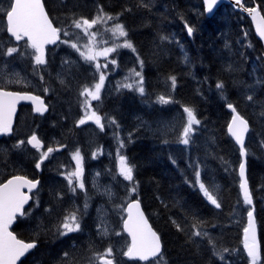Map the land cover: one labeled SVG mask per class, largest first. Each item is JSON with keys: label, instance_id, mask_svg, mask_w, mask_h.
Returning <instances> with one entry per match:
<instances>
[{"label": "trees", "instance_id": "1", "mask_svg": "<svg viewBox=\"0 0 264 264\" xmlns=\"http://www.w3.org/2000/svg\"><path fill=\"white\" fill-rule=\"evenodd\" d=\"M43 1L51 20L62 30L61 42L48 48L46 63L34 65L33 71L43 76L36 79L48 83L51 93L44 97L49 112L39 116L30 106L20 108L13 135L0 140V184L14 175L39 178L40 186L30 207L41 195L42 202L51 205L54 214L61 217L60 222L76 212L80 231L70 234L84 242L89 232L82 227V217L93 211L94 201L89 199L94 191L73 185L76 187L73 192L64 175L65 166L72 162V153L79 150L87 168L94 164L89 169L97 165L104 169L105 181L110 176L106 170L112 171L111 183L120 199V231L121 218L125 216L121 206L131 200L141 202L163 247L162 255L146 264H251V258L244 252L249 211L254 213L258 230L260 261L257 264H264V47L255 36L249 17L231 6H223L209 18L202 0ZM242 2L247 7H259L264 15V0ZM0 3V17L6 21L5 12L10 10L12 0H0ZM109 15L124 26L126 39L133 47L115 51L119 70L114 79L118 77L122 87L117 88L114 82L115 88L107 96L93 102L105 130L98 131L96 138L91 134L86 137L83 126L76 125L81 114V91L70 95L68 84L63 85L57 77L61 71L63 33L74 29L75 20L91 21ZM187 27L193 29L191 35ZM3 34L7 36L6 29ZM20 43L31 49L25 39ZM84 70L82 65L75 69L74 78L83 79ZM133 70L143 77V94L137 87H124V82L129 80L122 79ZM172 76L176 78L174 88ZM217 83L223 87L217 88ZM159 96L169 102H160ZM229 104L250 126L245 149L251 204L244 202L240 188V149L228 134L232 117ZM174 106L192 108L200 121L188 144L182 143L183 126L161 136L151 134L138 123V118L154 119L160 113L169 114ZM27 112L25 123L29 130L25 131L22 116ZM32 134L44 141L42 150L56 147L53 156L41 163V173L35 168L38 156H32L38 151L27 143ZM106 146L107 150L111 148L110 157L102 154ZM118 149L133 167V182L121 179ZM133 183L135 193L130 191ZM201 183L216 198L219 208L204 195ZM86 203L90 204L85 207ZM28 210L18 218L13 230L22 240L38 242V247L23 264H36L35 257L42 247L45 251L50 248V255L54 256L39 253V264H64L63 250L71 249L73 244L76 249L82 247L79 240L66 245L58 224L57 232L48 234L44 240L34 237L35 232L25 226ZM197 231L207 235L195 236ZM105 243L109 246L107 240ZM226 253L228 256L221 257ZM128 263L142 264L129 260Z\"/></svg>", "mask_w": 264, "mask_h": 264}, {"label": "snow or ice", "instance_id": "2", "mask_svg": "<svg viewBox=\"0 0 264 264\" xmlns=\"http://www.w3.org/2000/svg\"><path fill=\"white\" fill-rule=\"evenodd\" d=\"M204 3L207 5V10L211 11L213 5L217 3V0H204ZM237 4L241 3V0H236ZM246 11L249 13H256L257 9L247 8ZM6 15V31L10 34L11 37H14L16 41L24 40L26 38L28 46L33 49V56L37 65L44 64V46L46 44L55 43L60 38L61 29L53 27L52 22L49 20L47 13L44 11V6L41 3V0H14V3L10 4V10L5 12ZM108 19H112L109 15ZM100 18L92 19L91 21L86 18H81V20L73 21L74 26L77 29H83L85 35H88L87 29L92 28L98 23ZM118 19V18H117ZM189 35L192 34L193 29L187 27ZM257 31L262 39H264V18H261ZM115 32H118L120 37H126L127 32L124 29V26L120 23L115 25ZM115 32L113 34H115ZM65 36H68L69 33L64 31ZM96 34L93 33V36ZM67 43V41H62ZM123 47L132 48V44L129 41H125L122 45ZM71 47L77 48L75 43L71 44ZM115 48H105L103 52H96L93 54L89 51L87 54L85 52H80L81 56L85 58L86 61L95 60L96 56L107 55L108 53L114 51ZM134 50V49H133ZM16 47L7 48V55L11 56L13 53L17 52ZM77 51L79 49L77 48ZM115 63L113 59L111 61ZM142 65V62H141ZM107 65L105 64V67ZM97 69L100 68V65H96ZM134 75L140 77L138 91L143 94L144 87L143 77L139 71L133 70ZM43 79V77H41ZM172 82V87H175L176 78L175 76L170 77ZM105 76L100 74L99 83L95 84V91L90 90L88 87H85L81 92V96H84L85 99L84 107L85 111L91 107L90 101L100 100V91L101 87L104 84ZM19 82V81H17ZM12 83V81H9ZM217 88H222V83H217ZM124 87L132 88L133 84H125ZM47 91V89H45ZM20 99H32L37 101L36 111L41 112L44 109L42 108L43 102L38 96H24L15 91L5 90L2 85H0V134L8 133L11 131V117L15 111V105ZM251 99V97H249ZM158 100L163 103H168L169 100L164 96H159ZM228 107L235 113L232 117V123L228 125V132L234 137L237 144L240 145V154L241 156L246 155V150L244 147V134L248 131V123L243 119L238 113L233 105L229 104ZM183 111L187 113V124L183 128V137L182 143L188 144L189 133L193 130L192 126L194 124H199L200 121L196 118L194 110L189 107H184ZM86 119H92L94 122L103 130V124L101 123V116L97 115L95 111L91 112L90 116H86ZM80 124L85 123V119L79 121ZM114 123V121H113ZM20 143H24L21 141ZM31 144L33 148H36L37 151L43 147L41 141L37 138L36 135H32L31 138L27 141ZM123 146V145H121ZM52 147H48L46 152H41L40 160L36 163V168H40L43 160L47 158L48 154L53 152ZM73 159L76 161V170L69 173L67 179L70 186L73 185L72 177H76L80 180L82 176V167H81V155L79 150H77ZM241 184L240 188L243 192L244 202L246 204H251V196L248 191L247 181L244 179L245 176V165L241 163L239 166ZM119 174L123 177L124 180L133 182V167L130 166L126 160V157L123 155L119 156ZM199 176V173H197ZM37 182L29 180L28 178L20 175L13 176L6 183L0 184V264H17V261L25 255V253L34 248L36 245L34 242H24L16 238L9 231V226L15 220L17 214L25 215L24 205L29 200V196L23 191L24 188H27L29 192L36 186ZM78 187L83 189L84 183L80 180ZM201 190L204 192V195L207 199L214 204L217 208L220 207L217 203L216 198L205 188L203 183L200 184ZM72 191H76V187H72ZM131 193L136 192L135 183L132 184L130 189ZM106 195L111 196L110 190H106ZM87 207V203L85 204ZM124 211L127 212V217H122L123 222V231L128 234L131 238V243L127 247V251L124 252L125 256L129 258H139L140 260H147L149 257H157L161 253V243L159 235L152 230L149 226L147 219L144 216V213L140 210V203L138 200L128 202L126 205L121 206ZM248 215V227L244 229V248L247 251L248 256L251 258V264H257V261L260 258L259 247L256 243L255 238V225L253 220V213L249 211ZM60 227L64 229L60 234L67 235L70 232L80 231V223L77 218L76 212L70 213L66 216L60 224ZM100 231V229H98ZM108 228L105 226L101 231V235L108 234ZM116 235H120V232H116ZM195 236L207 235V233H201L199 231L194 233ZM65 257H68V253L64 254ZM113 249L108 247L103 253H94L93 257L90 258L89 264H93V260L96 264H114L112 258ZM65 264H70L68 260L65 261Z\"/></svg>", "mask_w": 264, "mask_h": 264}, {"label": "rangeland", "instance_id": "3", "mask_svg": "<svg viewBox=\"0 0 264 264\" xmlns=\"http://www.w3.org/2000/svg\"><path fill=\"white\" fill-rule=\"evenodd\" d=\"M0 8H1V3H0ZM99 18L100 19L98 20V23L96 25H94L90 29H87L88 35H85L83 29H77L74 26V29L68 30L69 35L65 36V38H63L62 40V41H67V43L62 42L61 71L58 73L57 77H60L62 79L61 81H63V85L68 84L67 89H69L70 95H73L74 91H79V89L82 92L85 87H88L90 90L95 91V84L99 83V76L101 73L104 74L105 80L103 86L101 87L100 98L102 96L103 97L107 96L109 92L115 88L114 82H116L117 88L122 87L121 83L118 80V77L116 78V80L114 79L116 77V73L119 70V65L117 60L114 58V53L115 51H119L122 49L132 50V48H127L122 46L123 43L128 40L126 39V37H120L118 32H115V25L117 24V22L114 19H108L107 16L105 17L99 16ZM1 20L2 19L0 17V85H2L6 89H16V90L31 89L33 92H38L43 96L49 95L51 92L47 87L48 83L43 82L40 78L36 79V77H43L42 74H38V73L36 75L33 74V71L35 70L34 65H36L33 56V50L26 48V46L24 45L25 43H20L18 45V43L15 42V40L12 37H10L8 34L7 36H4L3 33L6 29L7 23L6 21L3 20L1 21ZM114 32L115 34H113ZM93 33H95L96 35L93 36ZM72 43H75L77 45L79 51H77V48L71 47ZM9 47H16L18 51L13 53L11 56H9L7 55V48ZM113 47L115 48L114 51L108 53L106 56L105 55L96 56L95 60L93 61H86L85 58L80 54V52H85L87 54L89 51L95 54L96 52H103L105 48H113ZM113 59L115 60V63L111 62ZM97 64L100 65L99 69H97L96 67ZM105 64L107 65L106 67ZM81 65L84 66L85 68L84 72L82 73L84 80L79 76L74 78L75 69H78ZM87 75L91 77L92 81L88 79ZM122 80L123 81L129 80L128 83L124 82V85L133 84L132 88L139 87L140 77L135 76L134 72L131 73V75L125 76ZM9 81H12V83H9ZM82 84H84V86H82ZM45 89H47V91H45ZM54 92L57 95V91ZM81 97L82 100L79 105L81 108V114L76 120V125L79 124V121L81 119L86 120V116H90L91 112L95 111L92 104L94 101H97V100L90 101L91 107L88 108L87 111H85V107H84L85 99H90V98H86L84 96ZM183 109L184 107L174 106L169 114L160 113L157 116H155L154 119L147 117L138 118V123L142 125L146 130H148L151 134L165 136V134L168 133V131L170 130L174 131L176 128L180 129L182 126L183 128L184 126H186L187 113H185ZM96 114L99 115L97 112ZM27 118H28V112L22 116V123L24 122L23 126L25 127V131L29 130V125L25 123L27 122ZM101 123L103 124L102 118H101ZM198 125L199 124H194L192 126L193 130L189 133V136L187 137L188 140H190L191 136L195 132ZM183 128L181 130L182 140L184 139ZM104 130H105L104 125H103V130H101V128L97 124H87L83 126V131L86 132L84 133V136L86 137H88V135L91 134L90 136L96 138L98 136L97 132ZM50 140H52V138H50ZM52 148L56 149V147L55 148L52 147ZM109 149L107 150V146H106L104 150H101L102 154H105L107 157H110ZM46 151L40 150L37 153L32 154L33 157L38 156L36 163H38V161L40 160L41 152H46ZM101 151L98 152L99 155H101ZM74 153H72L71 156V160H72L71 164L65 166L64 168L65 169L64 175L66 179L69 173L76 170V161L73 159ZM52 156H53V152L49 153L45 160L49 159ZM117 156L119 158L120 149L117 150ZM91 166H94V164L90 165L89 167ZM81 167L83 171L80 180L83 181L85 187L83 189L78 187L80 180H78L76 177H72L73 185H75L81 190H88L89 187L91 188L92 191H94L93 192L94 196L95 197L98 196V197L95 198L94 196H92L89 199V201L94 200L93 206L91 207L93 208V211L89 212V214L82 217L83 220L82 227L86 229L87 232H89L88 234H85L86 238L83 239L85 241L84 242L80 241L81 239L79 237L71 236L70 233L73 232L64 235L67 242L65 243L66 245H69L70 243L73 244L74 241L79 240V242L82 243V247H78L76 249L77 247L76 244H73L71 246V249L63 250L61 262L65 264V261L68 260L70 264H89L90 258L93 257L94 251L97 252L100 251V253H103L105 249L111 247L113 249V256L110 258L113 259L114 264H133V263H128V259L124 258V252L127 251V247L130 245V242L128 237L123 232V230L120 231L119 229V220L121 217L119 212L120 199L115 185L111 183L113 182L112 176L110 174L112 171H110V169L106 170V173L110 176H108V179H106L105 181L103 178L104 169H102L98 165L95 166V168L93 169H89V167L87 168V165H85L82 157ZM118 171H119V161H118ZM121 179L123 182L126 181L123 179L122 176ZM106 190H110L111 196L105 194ZM105 200H107L108 202L110 201L111 203L108 204V202L107 203L104 202ZM51 207H52L51 205L48 206V204L42 202L41 195L36 197V204H34L32 207H29L26 216L27 219L25 226L29 227V229L35 232L36 235L34 237H36L37 239L44 240V237H47L48 234L52 232L54 233L57 232L56 231L57 224L59 225L60 228L61 217H59V215L57 214H54V211ZM105 226L109 230L108 234L101 235L100 233L103 230V227ZM93 227L95 229L94 232L91 233ZM60 229L64 231L63 228ZM98 229H100V231H98ZM116 232H120L121 234L116 235L115 234ZM127 239L129 243H127ZM106 240L109 242L108 243L109 246L108 245L105 246ZM50 243H53V241H51ZM42 252L47 254L48 256H54V255H50V248L49 250L45 251V247H42L40 252L38 251V255L35 257L36 264L39 263V257H40L39 253L41 255ZM244 252H246L245 248H244ZM65 253H68L67 258L64 255ZM226 256H228V253H226L225 255L223 254V256L221 257L224 258ZM258 262L259 260L257 261V263ZM93 264H96L94 260H93ZM158 264H163V263L159 262Z\"/></svg>", "mask_w": 264, "mask_h": 264}, {"label": "water", "instance_id": "4", "mask_svg": "<svg viewBox=\"0 0 264 264\" xmlns=\"http://www.w3.org/2000/svg\"><path fill=\"white\" fill-rule=\"evenodd\" d=\"M12 3H14V0H12ZM41 3L43 4L44 6V11L47 13L48 15V18L49 20L52 22L53 24V27H56L55 24L53 23V21L51 20L47 10H46V7L44 5V1L41 0ZM202 3L204 5V11H205V14L207 17L209 18H212L213 16H215V14L217 13V11L223 7V6H231L234 10H238L240 11L242 14H244L245 16L249 17V19L251 20V23H252V26H253V30H254V33H255V36L261 41L263 47H264V39L261 38V36L259 35L258 31H257V26L261 20V18H264V15L262 14L261 10L259 9V7H246L242 0H241V3L240 4H237L236 3V0H217V3L215 5H213V8L211 11H208L207 10V5L204 3V0H202ZM247 8H255L257 9L256 13H249L248 11H246ZM7 23V21H6ZM57 28V27H56ZM8 34V33H7ZM10 36V34H8ZM11 37V36H10ZM14 40L15 38L12 37ZM26 39V38H25ZM16 41V40H15ZM61 41V38H59L55 43H50V44H46L44 46V60H45V63H46V60H47V49L48 48H53L55 46H57ZM16 42H19V41H16ZM44 63V64H45ZM44 64H40V65H44ZM5 90H8V91H15V92H18L20 93L21 95H24V96H38L40 98V100L43 102L42 104V108L44 109L43 111L41 112H37L36 111V107H37V104L38 102L37 101H33L32 99H20L17 101L16 105H15V111L14 113L12 114V117H11V131L8 132V133H3V134H0V140L5 138V137H9V136H12L13 135V132H14V129H15V126L17 124V120H18V117H19V114H20V108L22 106H30L33 110V113L36 114V115H39V116H45L48 111H49V106L46 102V99L45 97H43L42 95H39L37 93H34V92H30V91H18V90H12V89H6L4 88ZM234 107V106H233ZM235 108V107H234ZM229 111L232 113V117L235 113L232 112V110L229 108ZM236 113H238V111L236 110ZM239 114V113H238ZM243 119H245L241 114H239ZM232 117H231V120H230V123H232ZM246 120V119H245ZM247 121V120H246ZM88 123H93L95 124L94 120L92 119H87L85 120V123L84 124H88ZM248 123V121H247ZM83 124H79L78 126H82ZM249 130H250V126H249V123H248V131L244 134V147H245V144H246V140H247V136H248V133H249ZM229 136L232 138V140L236 143L234 137L231 136V134L228 132ZM33 135H36L37 138L41 141L43 147H44V142L40 139V137L37 135V134H33ZM32 136V135H31ZM31 136L28 138V140L31 138ZM29 147L32 148V149H35L37 150L36 148H33L31 144H29ZM236 145L239 147L240 149V145L236 143ZM42 147V148H43ZM246 150V149H245ZM241 163H244L245 165V176H244V179L247 181V187H248V191H249V194H250V190H249V183H248V178H247V155H244V156H241ZM39 172L41 173V167L39 168ZM16 176V175H14ZM20 176H24L26 178H28L29 180H32L34 182H37L36 183V186L31 190V192L28 191L27 188H24L23 191L29 196V200L27 201V203L24 205V211L26 208H28L30 206V204L32 203L33 201V193L39 188L40 186V182L41 180L39 178L37 179H32V178H29L25 175H20ZM13 176L7 178L5 181H3L1 184L3 183H6L9 179H11ZM239 177L241 179V176H240V170H239ZM137 200V199H136ZM131 201H135V200H131ZM130 201V202H131ZM139 201V200H138ZM140 203V210L144 213V216L145 218L147 219L148 221V224L149 226L152 228L153 231L156 232V230L153 228L152 224L150 223L143 207H142V204L141 202L139 201ZM253 213V212H252ZM125 214H126V217H127V212L125 211ZM23 215H19L17 214L15 220L13 221V223L9 226V231L12 232V234L14 236H16L17 239L21 240V241H24V242H27L25 240H22L20 239L17 234L14 232L13 228L15 226V224L17 223V220L19 217H22ZM125 217V218H126ZM253 220H254V225H255V238H256V243L259 247V252H260V245H259V239H258V230H257V224H256V220H255V216H254V213H253ZM248 224H249V221L247 222V227H248ZM127 237L129 238V241L131 243V238L128 236V234L126 232H124ZM157 233V232H156ZM158 234V233H157ZM160 237V236H159ZM244 240H245V235H244ZM30 242H34L35 243V247L32 248V249H29L24 256H22L18 261H17V264H23V261L27 258V256L35 250V248L38 246V242H35V241H30ZM160 243H161V253L159 256L157 257H149L147 260H140L139 258H129L128 256H125L126 259H128L129 261H136V262H140V263H149L151 261H154L156 260L157 258H159L162 254V250H163V247H162V241H161V238H160ZM247 252V251H246ZM260 259V258H259Z\"/></svg>", "mask_w": 264, "mask_h": 264}, {"label": "bare ground", "instance_id": "5", "mask_svg": "<svg viewBox=\"0 0 264 264\" xmlns=\"http://www.w3.org/2000/svg\"><path fill=\"white\" fill-rule=\"evenodd\" d=\"M246 7H247V6H246ZM30 59H31V58H30ZM26 62H27V61H26ZM27 64H28V63H27ZM36 71H37V70H36ZM38 73H39V72H38ZM23 86H24V85H23ZM102 97H103V96H102ZM48 104H49V103H48ZM228 108H229V107H228ZM48 112H49V111H48ZM71 114H72V113H71ZM65 160H66V159H65ZM43 172H44V171H43ZM109 181H110V180H109ZM116 192H117V191H116ZM94 197H95V196H94ZM94 197H93V198H94ZM97 197H98V196H97ZM97 197H95V198H97ZM93 198H92V199H93ZM95 198H94V199H95ZM110 200H111V199H110ZM91 201H92V200H91ZM91 201H90V202H91ZM93 201H94V200H93ZM87 204H90V203H87ZM106 205H107V204H106ZM87 206H88V205H87ZM151 224H152V223H151ZM159 236H160V235H159ZM104 237H105V236H104ZM162 252H163V251H162ZM161 255H162V254H161ZM124 258H125V257H124ZM38 264H39V263H38Z\"/></svg>", "mask_w": 264, "mask_h": 264}, {"label": "flooded vegetation", "instance_id": "6", "mask_svg": "<svg viewBox=\"0 0 264 264\" xmlns=\"http://www.w3.org/2000/svg\"><path fill=\"white\" fill-rule=\"evenodd\" d=\"M89 124H91V123H89ZM87 125V124H86Z\"/></svg>", "mask_w": 264, "mask_h": 264}]
</instances>
